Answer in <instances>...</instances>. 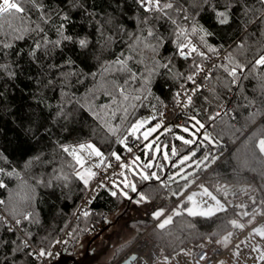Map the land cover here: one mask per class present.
Instances as JSON below:
<instances>
[{
    "label": "snow or ice",
    "instance_id": "obj_1",
    "mask_svg": "<svg viewBox=\"0 0 264 264\" xmlns=\"http://www.w3.org/2000/svg\"><path fill=\"white\" fill-rule=\"evenodd\" d=\"M102 11L101 18L93 0H0V105L5 102V89L16 88L20 75L26 74L31 84H39L42 90L54 92L58 98L54 110L46 113L44 109H53V105L46 103L45 96L40 114L33 112L20 121L26 143L44 142L41 133L50 131L49 117L58 131H65L69 136L74 134L77 124L92 121L103 130L100 136L105 143L111 137V142L123 151L132 153L133 148L129 146V138H132L147 141L143 150L162 154L165 160L169 155L178 156V161L171 162L177 171L162 178L157 172L148 171L155 167L151 158L141 164V156L136 155L126 162L122 153L112 151L106 155L93 142L69 145L56 141L51 147L58 148L59 153L67 157L66 161H61L59 154L45 153L41 149L26 155L21 168H17L0 148V229L3 230L0 264H21V261L43 264L55 255L50 249L69 243L47 237L37 241L27 231L29 225L39 223L37 207L42 191L66 194L64 190L75 181L83 191L93 192V197L103 189L112 197L120 195L130 202L135 199L137 204L150 202L137 183L128 179L130 172L142 181H162L165 187L178 183L179 178L184 183H178L177 190L172 192V196L178 198L187 191L190 179L194 183L190 169L203 170L219 159L205 153L199 158L195 149L181 155L175 146L162 151L156 144L158 137L149 139L162 127L160 122L153 124V121H159L163 113L146 118L137 113L146 107L145 101L153 94L154 87L167 88L175 104L194 112L198 111L196 101L202 100L206 107L209 97L223 108L207 116L210 122L207 126L193 114L191 125L182 127L189 138L176 137L184 145L201 148L205 144L217 145V137L211 135L208 128L215 131L217 120L223 121L228 110L220 101L226 100L234 89L239 92L244 81L251 79L253 88L258 83L261 99H264V0H106ZM81 20L85 23L77 31V23ZM177 57L187 62L186 71H173ZM257 76L260 77L258 82ZM24 87L29 85L24 84ZM221 92L225 93L223 97ZM156 99L159 101L160 97ZM3 118L0 115V120ZM117 120L128 123L123 135H119L121 129L113 124ZM246 141L248 159L241 161L240 167L251 171L256 163L264 165V132L260 137L252 133ZM111 158L119 162L121 180L105 183L101 179L93 184L99 175L97 170L112 166ZM21 171L25 172L24 177ZM199 187L202 189L199 196L206 200H197L198 194L193 192L171 214L165 215L164 208L155 209L151 216L158 221L157 227L164 230L173 225L174 218L183 216L193 221H211L227 213L229 207L248 223L257 214L264 215V211L255 207L258 203L264 207V201L258 202L249 196L251 209L245 201L229 205L226 198H218L204 184ZM10 190L11 199L8 198ZM82 214L84 217L90 215L88 211ZM227 223L234 229L245 228V224L236 219ZM187 227L193 230L187 238L202 235L194 230V223ZM21 232L23 237L18 235ZM212 235L218 236L219 232ZM232 235L228 232L217 243L227 245ZM252 236L264 240V230L254 228ZM249 239L246 237L237 244L233 255L239 258L241 247H247L258 253L254 259L264 264V250L251 246ZM181 253L187 255L184 249Z\"/></svg>",
    "mask_w": 264,
    "mask_h": 264
},
{
    "label": "trees",
    "instance_id": "obj_2",
    "mask_svg": "<svg viewBox=\"0 0 264 264\" xmlns=\"http://www.w3.org/2000/svg\"><path fill=\"white\" fill-rule=\"evenodd\" d=\"M93 3L96 11L100 13L102 18V10L105 8L106 0H93ZM83 23L85 21H78L77 31L80 30V25ZM87 23L91 24V22ZM7 59H11V57ZM186 63L177 57L175 59L176 68L173 71H186L187 69L184 67ZM256 79L258 82L260 77L257 76ZM24 84H28L29 87L25 88ZM251 84V79L244 81L239 92H236L234 89L226 100L222 99L220 101L227 108L228 114L223 117L222 122L217 120L215 131L212 128H208V132L217 137L218 143L215 147L211 146V149L213 153L218 154L219 159L207 169L199 170L197 174L199 179L204 177V183L220 197L225 198L218 186L225 184L231 189V193L235 194L242 193L245 188L250 189L251 192L249 194L259 202L264 201V191H261V189H264V165L256 163L251 171L244 170L240 167V162L248 159V147L246 146L248 141H246V138L252 133L260 137L261 133L264 132V99H261L259 84L257 83V87L255 88L251 87ZM152 93L148 100L145 101L146 107L141 108L137 113L139 117L151 111H154L155 115L157 112L162 113L164 107L167 105L175 106L171 98L172 92L167 88L158 89L154 87ZM197 95L199 96L200 94L198 93ZM204 95H208V93H204ZM220 95L223 97L225 93L221 92ZM45 96L47 97L46 103L53 105V109H44L47 113L54 110V106L58 102L56 94L47 89L42 90L39 84H31L27 75L23 73L20 75V79L16 81V88L9 86L5 89V102L3 105H0V115L4 117L0 120V125H2L0 127V148L5 150V153L9 155L17 168L23 166L26 155H32L41 149L45 153L59 154L61 161H66L67 157L59 153L58 148L54 149L51 147L56 141L69 145L80 142H93L97 143L106 155L112 151L122 153V155L125 154L124 152L126 151H123L118 144L111 142V137L105 143L100 136L103 130L98 129L97 125L92 121L77 124L75 126L76 131L73 135L69 136L65 131H58V126L49 117L48 127L50 131L47 134L41 133V139L44 142L41 144H37L35 141H32L31 144L26 143V138L22 135L23 128L20 126V121L33 112L39 115L40 108L44 107ZM157 96L160 97L159 101L156 99ZM38 104L40 107H37ZM152 105H156V108L153 109ZM196 109L198 110L197 112H194L193 109L191 111L197 114L198 118L206 126L210 123L207 119L209 114L214 115L217 110L223 111V108L219 107L211 97H209V102L206 107L202 100H197ZM13 112L17 113V115H8V113ZM191 116H186L184 123L181 126L174 127V131L183 132L182 126H190L192 123L190 120ZM113 124L121 129L119 135H123V129L128 126L127 122L121 123L119 120L113 121ZM18 128L20 129L19 131L17 130ZM46 135L48 139H44ZM141 141H137L140 144L137 152L142 151L143 145ZM177 144L179 154H184L192 148V146L184 145L178 140ZM127 175L128 179L134 180L137 183L138 189L143 190L150 202L137 204L135 199L130 202L123 196L118 195L117 197H112L108 192L99 189L92 202L90 215L88 217L80 215L75 219L77 208L87 191H83L79 182L74 181L69 189L64 190L66 194L57 192L53 195L50 192H40L42 200L39 201L37 207V219L39 223L29 225L27 231H30L37 241L44 237L48 239H59L68 232L69 243L62 247L60 259L58 260L63 262L65 260L64 257L75 254L76 248L83 239L91 236L94 237L100 232L103 235L105 231L117 223V220L126 217L129 219L126 226L136 237L114 248L113 256L105 264H115L145 233L158 245L161 256L162 254L171 255L180 249L189 248L193 245L198 246L205 242L213 241L217 243L218 239L222 240L223 236L227 235L228 232H232L233 235L230 237L227 245L218 243L224 249H227L233 244L235 233V229L227 223L229 220L236 219L238 223H244L245 228H249L254 225L258 216H264L257 214L255 219L251 223H248L245 218L235 215L232 207H229L227 213L219 214V218L214 217L211 221L199 219L193 221L192 218L187 216L176 217L174 218L173 225L161 230L157 227L158 221L152 218L151 213L159 208L170 211L178 204L184 203V197L177 198L172 196V183L169 184L170 187H165L162 181H142L139 176L134 177L130 172ZM24 176L25 172L21 171V177ZM120 180L121 177L119 178ZM19 183L20 181H17V184ZM174 188L177 190L178 187L174 185ZM56 195L59 196L58 199ZM8 198L11 199V190ZM136 199L139 198L136 197ZM228 203L232 205L229 201ZM255 207L264 211V207L259 203ZM249 208H252L251 203H249ZM111 216L115 218L112 219ZM100 223L102 224V228H98ZM189 223H194V230L202 234L199 238H187L189 232L193 231L192 229H188L187 226ZM92 231H94L93 235H91ZM2 232L3 230L0 229V234ZM169 232L172 234L170 235ZM214 232H219V235L213 236L212 234ZM18 235L23 237V232L18 233ZM209 238L211 239L209 240ZM35 246L36 243L34 242ZM27 259V257L24 258L25 261ZM63 263L75 264L73 262L67 263L66 261ZM21 264H24V261H21Z\"/></svg>",
    "mask_w": 264,
    "mask_h": 264
},
{
    "label": "rangeland",
    "instance_id": "obj_3",
    "mask_svg": "<svg viewBox=\"0 0 264 264\" xmlns=\"http://www.w3.org/2000/svg\"><path fill=\"white\" fill-rule=\"evenodd\" d=\"M151 115H155V112L151 111V112L145 113L144 115L141 116V118H146V117H149ZM157 122H160L162 127L160 129H158V131L156 133H153V135L149 139L152 140V139L158 137V139H156V144L161 147L162 151H167L170 147L175 146L177 149V152L179 153L176 137L179 135H183V136H185V138H189L188 134L183 133V132H178L177 130L174 131L173 126L163 125L160 118H159V121H153V124H155ZM149 126H151V125H149ZM182 127H184V126H182ZM201 131H203V130H201ZM196 138L198 139L199 137H196ZM141 142H142V145L147 143V141H143V140ZM191 146H192V148L190 150L195 149L197 152V157H199V158H202L201 153L218 156L217 153H213V150L211 149L210 145L205 144L202 148L197 146V145H191ZM188 152H186V153H188ZM186 153H184V154H186ZM136 155L141 156V161L139 162L141 164H143L144 162H147L149 160V158H151L155 167L153 169H149L148 171L149 172L155 171L161 177L163 176V178L168 176V175H172L177 171V168L173 167L171 162L178 161V158H179L178 156L173 157V156L169 155V158L167 160H165L164 156L162 154H154L152 152H145L143 150V147H142V151L136 152L134 157ZM181 155H183V154H181ZM94 162H98V161H94ZM210 165H212V164H209V166ZM209 166H207L203 170L207 169ZM199 170L200 169H190L189 170V171L193 172L194 183L192 182V179H190V181H189L190 186H186L188 190L183 195L185 200H186V196L192 194L193 192L198 194L195 197L197 200H206L207 199L206 197L202 198L201 196H199V193L202 191V189L199 187L200 184H204L206 187L209 188L210 191H213L206 183L199 182V177L197 174V172ZM129 180H131V179H129ZM180 182H181V184L184 183L183 181H179V178H178V183H180ZM178 183H172L171 192L176 191V189L174 188V185H176L178 187ZM218 188L221 189L223 191V193H227V196H229L231 198H235V199H242V198L249 196V195L252 196L251 194H249L251 191L248 188L243 189L242 193H240V194L231 193V189L229 187H227L225 184L218 186ZM213 194L217 195L218 198H221L214 191H213ZM176 207L177 206L173 207L170 211H165V215L171 214L172 211L174 209H176ZM111 218L114 219L115 217L111 216ZM162 219H163V217H162ZM128 220L129 219L126 217L121 218L120 220H117V223L115 225H113L109 230L105 231V233H108V234L105 235V238L102 240V242H97L95 244L96 239H98L100 236L93 241V239L98 234H96L94 237L91 236V237H87V238L83 239L80 242L79 246L75 250V254L78 257V259L80 261H83L85 259L84 257H85V254L87 252V249L89 248V250L95 249V252L98 253L99 258L96 260L106 261L105 263H107L109 261V258H111L110 256L113 253V247L115 248L116 246L125 244L129 240L134 239L136 237V235L133 232H131V230L126 226ZM93 234H94V231H92L91 235H93ZM99 234H101V232ZM106 254H108L109 256H107ZM92 264H94V262Z\"/></svg>",
    "mask_w": 264,
    "mask_h": 264
},
{
    "label": "built area",
    "instance_id": "obj_4",
    "mask_svg": "<svg viewBox=\"0 0 264 264\" xmlns=\"http://www.w3.org/2000/svg\"><path fill=\"white\" fill-rule=\"evenodd\" d=\"M189 87H191V85H189ZM162 113L163 116L160 119L163 125L173 126V127L181 126L184 123L186 116L194 114V112L191 111V108L185 109L177 104H175V106H169V105L165 106ZM129 146H132L133 148L132 153L124 152L125 154L122 155L125 158L126 162H130L134 158V155L138 151L140 144L131 138L129 139ZM110 163L112 165L110 168L97 170L99 172V175L92 182L93 184L97 183L101 179H103L105 183H110L111 180H115L118 183L120 178L118 173L122 171V169L119 168L118 166L119 162H117L114 158L110 159ZM204 181H205L204 177L199 179V182H204ZM223 194L225 196V193ZM249 196H246L242 199H235L226 195L225 198L227 199V201H229L232 204H236L241 201L250 203V201H248ZM94 198L95 196L93 197V192L87 191L85 193L77 208L75 219L78 216L83 215L82 214L83 211H88L89 213L92 211V202ZM263 217L264 216H258L256 221H260ZM98 228H102L101 223L98 225ZM249 230H250L249 228H244L243 230L235 229L233 245L241 243V241H243L246 237H248ZM68 238H69V234L68 232H66L64 235H62L59 238V240L64 241V240H68ZM147 241H153V240L147 235V233H145L135 243V245H133L121 258H119V260L115 264H139L138 262L142 260H144L142 264H150V262H152L159 255L160 249L158 248L157 245L156 246L158 250L155 255L148 257L146 254L143 253L138 257L139 259L136 258V260L131 261L133 254ZM203 245H204L203 248H200L199 246L197 247V252L194 255L195 257L193 264H216L217 261L225 254L226 250L216 242L213 241L205 242L203 243ZM64 246H65L64 244H60L50 249L55 255L53 256V258L45 260L43 264H55L56 261L60 259V254L63 249L62 247Z\"/></svg>",
    "mask_w": 264,
    "mask_h": 264
},
{
    "label": "crops",
    "instance_id": "obj_5",
    "mask_svg": "<svg viewBox=\"0 0 264 264\" xmlns=\"http://www.w3.org/2000/svg\"><path fill=\"white\" fill-rule=\"evenodd\" d=\"M257 227L264 230V217L260 221H256L254 225L249 227L250 230H249L248 237H250V239L248 243L251 246L260 247L262 250H264V240H261L260 238L256 236H252V229L257 228ZM107 234L108 233H104L103 235H101L95 241V244L97 242H102V240L105 238V235ZM236 245L232 244L230 247L225 249L226 250L225 254L217 261L216 264H221V262L222 264H260L259 260L254 259L259 254L256 252L250 251L247 247H241L239 258L234 256L233 253L236 251V248H235ZM197 247L198 246L193 245L189 248H184V250L187 252V255L182 254L181 249L171 255L162 254L161 256V254L159 253L158 257H156L152 262H150V264H193L194 257H195L194 255L197 252ZM113 254H114V247H113V253L110 257H112ZM106 255L109 256L108 254ZM166 257L168 258L167 260H165ZM93 262L94 264H105L106 261L95 260Z\"/></svg>",
    "mask_w": 264,
    "mask_h": 264
},
{
    "label": "bare ground",
    "instance_id": "obj_6",
    "mask_svg": "<svg viewBox=\"0 0 264 264\" xmlns=\"http://www.w3.org/2000/svg\"><path fill=\"white\" fill-rule=\"evenodd\" d=\"M158 248L156 246V244L153 241H147L145 244H143L136 252L135 254H133V256H135L137 259H139L138 257L140 255H142L143 253L146 254L148 257L155 255L157 252ZM131 261H134L131 258ZM144 260L139 261V264H142Z\"/></svg>",
    "mask_w": 264,
    "mask_h": 264
},
{
    "label": "water",
    "instance_id": "obj_7",
    "mask_svg": "<svg viewBox=\"0 0 264 264\" xmlns=\"http://www.w3.org/2000/svg\"><path fill=\"white\" fill-rule=\"evenodd\" d=\"M101 234H98L94 239H93V241L96 239V238H98L99 236H100ZM157 245V244H156ZM159 248V247H158ZM88 253H89V248L87 249V252H86V254H85V259H87V257H88ZM65 258V260L63 259V257H62V259L64 260V261H66L67 263L68 262H73V263H75V264H92L93 263V261H95L94 259H90V260H87V261H85V260H83V261H80L79 259H78V257L76 256V254H74V255H72V256H69V257H64ZM61 259V260H62ZM63 261V262H64ZM62 261H56V263L55 264H64Z\"/></svg>",
    "mask_w": 264,
    "mask_h": 264
},
{
    "label": "flooded vegetation",
    "instance_id": "obj_8",
    "mask_svg": "<svg viewBox=\"0 0 264 264\" xmlns=\"http://www.w3.org/2000/svg\"><path fill=\"white\" fill-rule=\"evenodd\" d=\"M98 258H99V255H98V253L95 252V249H90L87 259H84V260H86V261L90 260V259L96 260Z\"/></svg>",
    "mask_w": 264,
    "mask_h": 264
}]
</instances>
